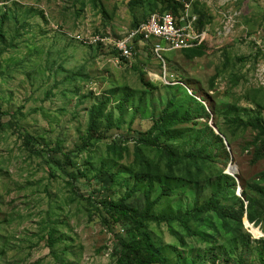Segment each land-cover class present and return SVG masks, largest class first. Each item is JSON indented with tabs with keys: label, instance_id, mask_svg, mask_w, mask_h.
<instances>
[{
	"label": "rangeland",
	"instance_id": "obj_1",
	"mask_svg": "<svg viewBox=\"0 0 264 264\" xmlns=\"http://www.w3.org/2000/svg\"><path fill=\"white\" fill-rule=\"evenodd\" d=\"M186 3L175 17L197 18L202 46L162 60L153 42L137 43L134 61L118 63L90 42L162 13L157 0H0V264H116L128 225L107 222L99 205L134 187L130 207L144 211L145 188L152 201L167 188L155 213L196 218L192 235L177 218L147 223L170 264H264V158L253 163L262 140L249 126L264 123V0ZM192 99L206 111L184 122L185 110L196 116ZM162 118L189 131L170 140L156 128ZM197 140L208 159L189 156L208 153L193 148ZM165 144L182 163L170 165ZM218 175L235 177L220 202L243 206L242 218L197 211L225 186Z\"/></svg>",
	"mask_w": 264,
	"mask_h": 264
},
{
	"label": "trees",
	"instance_id": "obj_2",
	"mask_svg": "<svg viewBox=\"0 0 264 264\" xmlns=\"http://www.w3.org/2000/svg\"><path fill=\"white\" fill-rule=\"evenodd\" d=\"M159 4H161V10L162 13L169 12L171 14L179 15L181 11L185 9L184 4L177 2L176 0H157ZM190 0H185V2H189ZM146 20V19H145ZM144 20V21H145ZM200 20V24H202ZM139 23V22H138ZM137 23V24H138ZM136 24V25H137ZM200 53L202 50L199 51ZM147 86H151L150 84L146 83ZM193 103L196 104V110L194 109L195 117H193L190 110H185L183 112V121L184 122H194L198 116H200L202 112L206 111L204 105L197 102L195 99H192ZM172 104V103H171ZM104 105H97L96 107L91 110L90 113V120H89V126L87 130L88 134V141L85 143V147L90 146L89 141L91 142L93 138H95L93 133V128L96 127V125L99 123L100 119L104 115ZM181 121L179 119H170L165 120L161 119L160 121L156 122V128L160 129L168 139L174 140L182 137L185 132L189 130H172V126H177L180 124ZM249 126L252 127L254 130L258 131L259 139L262 140L261 144L258 145V148L256 150V153L254 155L253 163H256L264 158V123H260L258 121H251L249 123ZM209 131L208 138H215L217 141V147L216 148H223L225 149L224 140L215 134L212 128L209 126L207 127ZM203 130V129H202ZM203 133L205 135L206 131L203 130ZM27 143H30V140H26ZM199 141L197 140L196 144L193 148L198 149L205 153H195V151H191L189 156L196 157L197 159H208L207 156H209L210 152L208 151V148H202L205 144V141H202L201 145L199 146ZM227 146V144H226ZM163 149L167 151L169 154V163L170 165L180 164L183 162L182 157L174 155L173 151H171V148L168 147L166 144L163 146ZM226 150V149H225ZM140 152V150H138ZM140 154V153H139ZM139 159V158H138ZM65 160L67 163H70V159L68 156H65ZM48 167L50 170L56 169L58 172V168L52 166L48 163ZM60 168V167H59ZM217 177L220 178V180L225 182V186L215 189L213 192L212 197L209 199V201L203 206L202 208L198 209L197 211L206 213L208 211L216 212L220 217H233L236 219H240L243 216V206L241 208L240 212H237L236 210H233L227 206H224L221 204V198L228 197L230 195V192L233 188L236 187V181L235 177H232L230 175H218ZM140 183V182H139ZM220 184V183H219ZM136 192V187H134L133 190H131L126 197H123L119 201L115 202L112 200H104V202L99 205L100 213L104 214L105 220L112 219L113 222H119L122 220H125L128 227H127V234L129 236L127 241H119L118 248L116 249V255H117V262L116 264H170L168 257L165 255L163 248L160 245H157L149 232L146 231V226L148 222L154 221L157 223H161L163 221H167L169 219H179L182 223V225L185 227V229L188 231L189 235L194 234L192 231V228L190 226V220L196 219L193 217L192 213H185V214H156L155 209L158 205V202L161 200L162 196H168L170 195L171 191L170 189L164 188L162 194L156 201H152L151 196V190L146 189L144 190V196L146 199V205L144 211H140L138 209H134L129 206L128 200L130 197H132ZM243 204V203H242ZM251 219H253V216H251ZM57 240L54 238V235H49V248L53 249V246L56 244Z\"/></svg>",
	"mask_w": 264,
	"mask_h": 264
},
{
	"label": "built area",
	"instance_id": "obj_3",
	"mask_svg": "<svg viewBox=\"0 0 264 264\" xmlns=\"http://www.w3.org/2000/svg\"><path fill=\"white\" fill-rule=\"evenodd\" d=\"M183 3L185 10L189 11L190 5L185 0H176ZM185 25L178 23L176 17L169 13H156L145 21H140L133 29L122 36L113 39L109 33L95 37L90 43L99 44L107 50L118 55L117 62L134 61V47L137 43L147 45L152 43V51L163 60L164 55L178 51L190 50L202 46L208 39L205 30L196 29L197 18L187 19Z\"/></svg>",
	"mask_w": 264,
	"mask_h": 264
}]
</instances>
